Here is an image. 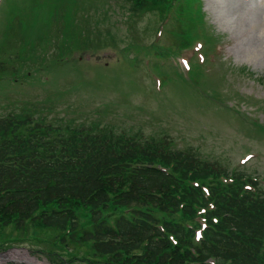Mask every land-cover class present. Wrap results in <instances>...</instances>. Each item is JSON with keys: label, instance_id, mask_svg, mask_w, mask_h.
I'll use <instances>...</instances> for the list:
<instances>
[{"label": "rangeland", "instance_id": "1", "mask_svg": "<svg viewBox=\"0 0 264 264\" xmlns=\"http://www.w3.org/2000/svg\"><path fill=\"white\" fill-rule=\"evenodd\" d=\"M32 1H0V43L14 38L13 27L23 36L10 57L0 53L7 62L18 56L0 71V116L47 115L72 127L167 136L174 148H193L264 180V0H199L205 26L198 24L199 41L179 55L168 33L177 36L174 14L163 22L153 12L130 18L120 0H40L43 8L33 21ZM15 18L25 26L19 28ZM159 23L164 27L156 36ZM108 40L107 48L97 47ZM200 43L210 60L204 74L195 68L197 81L194 66L203 56L196 54L189 75L177 58L190 61ZM161 50L167 52L159 56ZM246 153L253 157L242 163ZM43 257L49 264L69 260Z\"/></svg>", "mask_w": 264, "mask_h": 264}, {"label": "trees", "instance_id": "2", "mask_svg": "<svg viewBox=\"0 0 264 264\" xmlns=\"http://www.w3.org/2000/svg\"><path fill=\"white\" fill-rule=\"evenodd\" d=\"M120 1L130 18L163 17L174 3ZM42 8L32 1L33 21ZM196 14L174 32L180 48L196 37ZM246 179L167 136L8 114L0 117V251L27 237L43 245L34 251L49 256L66 245L85 264H264V192L256 183L245 189ZM199 216L206 226L197 240ZM42 232L49 236L41 240Z\"/></svg>", "mask_w": 264, "mask_h": 264}, {"label": "water", "instance_id": "3", "mask_svg": "<svg viewBox=\"0 0 264 264\" xmlns=\"http://www.w3.org/2000/svg\"><path fill=\"white\" fill-rule=\"evenodd\" d=\"M0 258H2V259H4V260H9V259H8V256H7L6 253H1V254H0Z\"/></svg>", "mask_w": 264, "mask_h": 264}, {"label": "bare ground", "instance_id": "4", "mask_svg": "<svg viewBox=\"0 0 264 264\" xmlns=\"http://www.w3.org/2000/svg\"><path fill=\"white\" fill-rule=\"evenodd\" d=\"M19 255V254H18ZM10 257H15L16 255L15 254H10L9 255ZM20 257V256H19Z\"/></svg>", "mask_w": 264, "mask_h": 264}]
</instances>
